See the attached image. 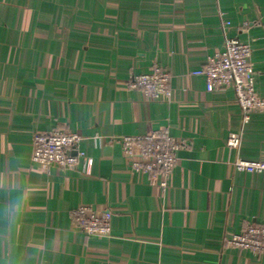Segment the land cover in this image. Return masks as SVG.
<instances>
[{"label": "crops", "instance_id": "crops-1", "mask_svg": "<svg viewBox=\"0 0 264 264\" xmlns=\"http://www.w3.org/2000/svg\"><path fill=\"white\" fill-rule=\"evenodd\" d=\"M226 36L251 44L264 96V0H0V264H264L223 241L264 224V173L233 163L264 160V110L244 123L233 87L192 73ZM154 63L169 100L129 88ZM162 128L182 144L166 188L121 140ZM56 129L82 136L90 173L31 161ZM79 204L112 212L113 234L85 236Z\"/></svg>", "mask_w": 264, "mask_h": 264}, {"label": "built area", "instance_id": "built-area-1", "mask_svg": "<svg viewBox=\"0 0 264 264\" xmlns=\"http://www.w3.org/2000/svg\"><path fill=\"white\" fill-rule=\"evenodd\" d=\"M228 22L223 24L225 28ZM252 46L238 37L226 36L222 50L209 54L203 67L193 70V75L206 79L207 89L233 87L243 113L244 123L252 112L264 110V96L256 87V69L251 62ZM129 88L142 90L153 100H169L173 93V75L158 63L146 71L132 74ZM124 156L136 172L160 177V185L166 188L169 177L177 165V150L181 143L169 128L157 129L141 135L121 137ZM82 136L76 131L60 129L36 132L32 139L31 161L46 168L56 167L64 171L90 173L94 158L83 148ZM242 133L231 132L226 143L239 150ZM239 171L264 173V160H251L239 155L234 160ZM113 214L98 211L92 205L79 204L71 210L73 224L87 237H110L113 234ZM227 246L240 251L264 255V224H249L241 232L225 237Z\"/></svg>", "mask_w": 264, "mask_h": 264}]
</instances>
